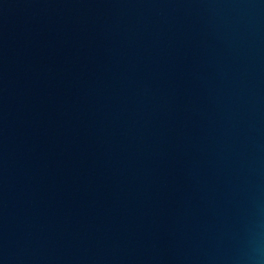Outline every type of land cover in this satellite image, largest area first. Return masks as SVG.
I'll return each mask as SVG.
<instances>
[{
  "label": "water",
  "instance_id": "water-1",
  "mask_svg": "<svg viewBox=\"0 0 264 264\" xmlns=\"http://www.w3.org/2000/svg\"><path fill=\"white\" fill-rule=\"evenodd\" d=\"M0 264H264V0H0Z\"/></svg>",
  "mask_w": 264,
  "mask_h": 264
}]
</instances>
